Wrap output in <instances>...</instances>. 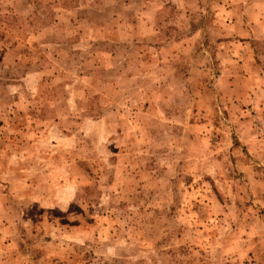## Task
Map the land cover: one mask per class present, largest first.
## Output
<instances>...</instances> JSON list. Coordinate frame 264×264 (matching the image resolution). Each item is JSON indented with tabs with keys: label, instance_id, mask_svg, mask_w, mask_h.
I'll return each mask as SVG.
<instances>
[{
	"label": "rangeland",
	"instance_id": "rangeland-1",
	"mask_svg": "<svg viewBox=\"0 0 264 264\" xmlns=\"http://www.w3.org/2000/svg\"><path fill=\"white\" fill-rule=\"evenodd\" d=\"M0 264H264V0H0Z\"/></svg>",
	"mask_w": 264,
	"mask_h": 264
}]
</instances>
